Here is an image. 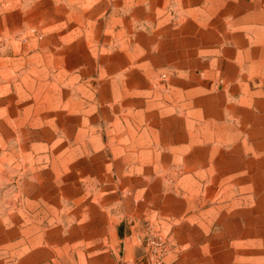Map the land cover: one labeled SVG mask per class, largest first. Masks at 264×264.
<instances>
[{
  "label": "crops",
  "instance_id": "crops-1",
  "mask_svg": "<svg viewBox=\"0 0 264 264\" xmlns=\"http://www.w3.org/2000/svg\"><path fill=\"white\" fill-rule=\"evenodd\" d=\"M86 1L88 18L94 5L119 2L128 10L110 8V19L139 21L115 47L120 54L107 57L126 74L105 81L112 91L102 95L103 129L89 120L80 144L90 154L72 157L89 167L62 177L67 186L43 202L38 233L8 238L14 262L58 251L74 264L136 256L139 238L123 221L129 189L151 197L142 210L160 213L177 242L169 264H264V0ZM159 69L171 74L161 78ZM51 163L57 178L65 161Z\"/></svg>",
  "mask_w": 264,
  "mask_h": 264
},
{
  "label": "rangeland",
  "instance_id": "rangeland-1",
  "mask_svg": "<svg viewBox=\"0 0 264 264\" xmlns=\"http://www.w3.org/2000/svg\"><path fill=\"white\" fill-rule=\"evenodd\" d=\"M126 5H94L95 17L88 18L93 5L86 0L56 4L0 0V264H18L14 262L18 250L10 253L8 238L18 241L24 229L29 235L38 233L44 224L45 203L67 186L62 177L89 167L72 157L90 154L89 147L80 144L89 139V120L95 118L97 130L103 129L101 111L109 107V101L102 95L112 91L105 81L126 74V69L121 73L109 66L107 58L115 55L126 30L128 35L139 23L109 18L110 8L118 15L128 10ZM133 38L127 36V41ZM8 56H12L10 62ZM170 74L169 69H159L161 78ZM46 106L80 111L76 116L34 114ZM86 110L95 112L89 116ZM72 141L79 146L71 148ZM56 155L65 161L57 178L59 165L51 163ZM124 193L128 212L123 221L129 233L139 238L136 254H142L148 236H155L170 244L165 255L169 264L168 255L177 251V242L166 231L160 213L142 210L151 197L129 189ZM58 253L32 264H74L62 260L59 254L64 252Z\"/></svg>",
  "mask_w": 264,
  "mask_h": 264
},
{
  "label": "built area",
  "instance_id": "built-area-1",
  "mask_svg": "<svg viewBox=\"0 0 264 264\" xmlns=\"http://www.w3.org/2000/svg\"><path fill=\"white\" fill-rule=\"evenodd\" d=\"M142 250V254L122 258L116 264H168L165 255L170 251V244L166 240L148 236Z\"/></svg>",
  "mask_w": 264,
  "mask_h": 264
}]
</instances>
